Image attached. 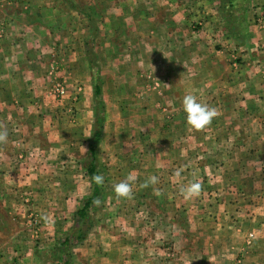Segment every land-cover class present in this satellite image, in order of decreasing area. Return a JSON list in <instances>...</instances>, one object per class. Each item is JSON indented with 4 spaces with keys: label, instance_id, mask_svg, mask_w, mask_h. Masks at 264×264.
<instances>
[{
    "label": "crops",
    "instance_id": "0c3cea01",
    "mask_svg": "<svg viewBox=\"0 0 264 264\" xmlns=\"http://www.w3.org/2000/svg\"><path fill=\"white\" fill-rule=\"evenodd\" d=\"M226 9L244 10L248 30L243 32ZM89 45L99 57L127 58L135 72L171 75L170 84L163 85L171 90V103L182 104L186 94H196L204 104L215 102L216 135L221 133L233 152L252 157H237L232 168L219 167L220 176L234 170L233 184L218 188L216 198L203 196L211 205L199 209L200 220L180 230L171 259L160 256L165 255L158 246L161 236L148 237L143 226L104 220L74 241L68 235L75 212L44 210L64 223L58 227L57 221L48 232L67 237L59 245L72 250L69 264H264V0H0V168L19 169L2 182L25 185L31 147L43 153L42 134L33 135L31 128L38 111L30 103L31 90L45 88L39 75L44 58L83 57ZM41 122L38 116L37 125ZM11 197L0 192V234L13 219ZM47 197L36 195L37 200ZM185 211L186 221L194 211ZM2 217L8 222L1 223ZM175 222L168 220V226L177 236ZM126 229L137 235H122ZM193 234L200 235V243ZM15 239L14 234L0 242L15 248ZM245 242L251 246L243 255ZM55 245L54 238L47 247ZM241 253L246 259L237 261Z\"/></svg>",
    "mask_w": 264,
    "mask_h": 264
},
{
    "label": "rangeland",
    "instance_id": "374dc122",
    "mask_svg": "<svg viewBox=\"0 0 264 264\" xmlns=\"http://www.w3.org/2000/svg\"><path fill=\"white\" fill-rule=\"evenodd\" d=\"M226 13L231 20L236 16L234 22L243 32L248 30L242 22L244 10L226 9ZM89 47L83 57L44 58L45 71L39 75L43 77L45 88L36 93L31 90L30 104L38 111L36 117L42 118L37 125V118L31 117L34 122L31 128L33 135L40 138L42 134L43 153L38 152L37 146L31 147L26 171L29 181L25 185L2 182L17 175L16 165L10 170L0 168V192L12 195L8 206L13 213V219L4 227L7 232H2L0 239L8 240L14 234L18 238L15 248L0 242L1 264H58L62 261L69 264L72 250L59 245L67 237L61 232L58 237L54 231L48 232L57 221L58 227L64 225L56 214L44 212L56 209L75 212L74 229L68 240L83 239L92 227L105 224L104 220L112 222L113 226H143L148 237L161 236L158 246L165 255L160 256L171 259L180 230L191 220H200L199 209L209 204L203 196L215 197L222 185L233 184L234 170L227 169L225 175L220 176L219 167L232 168L237 157H252L233 152L227 139L221 133L216 135L215 119L201 130L187 126L182 104L171 103V90L163 88L170 84L171 75L150 70L135 72L136 66H131L127 58L99 57ZM233 60L240 65L237 54ZM165 76L169 80L162 81L161 77ZM211 102L207 105L219 112L215 102ZM29 114L34 113L29 111ZM93 147L95 158L91 154ZM92 162L95 175L104 177L101 185L95 184L88 175L87 168ZM128 175L136 177L131 182V195L117 198L114 185L125 181ZM151 176L158 177V182L142 187ZM84 177L87 181L82 179ZM190 182H199L200 193L185 199L181 189ZM94 187L99 190V204L95 203L81 220L77 213L92 197ZM40 193L47 194V199L37 200L36 195ZM186 209L194 213L185 221ZM155 212L159 214L156 218L153 217ZM168 220H176V225H180H177V236L170 235ZM4 222L8 221L2 217L1 223ZM20 228H24L23 231ZM122 235L132 237L137 233L126 229ZM194 237L201 242L200 235ZM54 238L57 245L50 249L47 246ZM247 245L251 246L245 242L243 255L247 253ZM201 247L200 244L198 252ZM242 253L237 261L246 259Z\"/></svg>",
    "mask_w": 264,
    "mask_h": 264
},
{
    "label": "clouds",
    "instance_id": "9594fccd",
    "mask_svg": "<svg viewBox=\"0 0 264 264\" xmlns=\"http://www.w3.org/2000/svg\"><path fill=\"white\" fill-rule=\"evenodd\" d=\"M182 109L185 114L186 124L193 130H201L210 125L212 120L216 117L217 112L214 108L209 107L207 104L200 102L196 95L186 94L182 99ZM3 135H0V139H3ZM136 177L128 175L125 181L114 185V193L117 198H127L131 195L132 187L131 182L135 181ZM92 181L101 185L104 182L102 175H95L92 177ZM158 182V177L151 176L142 187H147L148 184H155ZM201 185L199 182H190L181 189V192L185 199H191L199 195ZM99 204V200L96 201Z\"/></svg>",
    "mask_w": 264,
    "mask_h": 264
},
{
    "label": "trees",
    "instance_id": "16d2710c",
    "mask_svg": "<svg viewBox=\"0 0 264 264\" xmlns=\"http://www.w3.org/2000/svg\"><path fill=\"white\" fill-rule=\"evenodd\" d=\"M96 92H98V89L96 88ZM99 124L101 123L100 120H98ZM101 130L98 129L97 130V133H100ZM91 154H92V157L95 158V150H94V147L91 149ZM87 172H88V175L89 177L91 178L92 180V177L95 176V173H96V168H95V165L93 164V162L90 164V166L87 168ZM98 193H99V190L94 187V193L92 195V197H90L86 202H85V206L83 208H81L78 213H77V216L79 217V219H85L87 217V211L91 209V207L96 203V201L98 200Z\"/></svg>",
    "mask_w": 264,
    "mask_h": 264
}]
</instances>
